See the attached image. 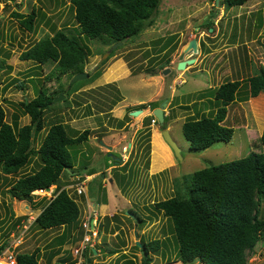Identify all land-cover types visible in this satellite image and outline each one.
<instances>
[{"label": "rangeland", "instance_id": "374dc122", "mask_svg": "<svg viewBox=\"0 0 264 264\" xmlns=\"http://www.w3.org/2000/svg\"><path fill=\"white\" fill-rule=\"evenodd\" d=\"M33 10L39 17L34 31L29 32L12 16L16 12L30 15ZM153 19L154 24L140 35L122 44H112L78 34L71 0H0V103L6 110L7 121L14 124V115L19 114L20 125L29 124L30 117L22 115L20 104L34 99L44 88L48 95H59L52 109L46 112V127L34 141L36 149L54 123L65 124L71 135L87 129L92 132L87 142L69 148L77 174L74 179L64 177V187L82 184L86 180L84 174L92 169L104 170L109 162L108 166L113 165V158L101 154L100 150L110 151L108 141L114 142L116 137L130 132L129 126L137 127L134 122L142 126L133 140L126 139L123 147L113 151L119 158L127 157V166L122 160L118 164L124 166L116 169L125 173L119 174L124 182L112 189L108 179L104 182L110 176L105 173V178L102 174L99 180L86 183L87 195L99 198V202L109 195V208L113 210L100 212V234L95 245L86 252L90 264H182L178 261L173 223L155 210L154 203L174 197L179 191L185 194L188 186L191 187L186 180L196 171L263 151L260 138L264 130V94L248 100L243 99L245 93L240 94L228 107L224 125L235 130L230 143L217 142L205 151H193L183 136L182 126L188 117L209 116L216 110L211 92L223 83L247 79L264 69V0H253L231 9L217 0H162ZM207 21L214 22L210 31L205 27ZM60 30L76 38L90 55L83 72L89 76L82 81L73 82L76 75H67L61 80L51 78L50 74L55 72L54 63L39 65L21 58L34 44ZM194 39L206 60L204 64L179 71L175 64ZM165 69L171 70L166 76L162 74ZM159 82L163 89V86H172L161 100L166 102V96L174 90L177 97L171 105V113H166L167 123L161 126L156 119L149 125V117L143 118L145 113L131 116L129 113L136 106L128 108L122 120L113 117L111 111L119 108L124 100H152ZM57 98L61 101L55 102ZM149 110L151 108L147 112ZM164 130H169L180 148L182 160L167 146L162 136ZM158 140L161 146L169 147V152L158 146ZM129 142H133L132 149L128 147ZM124 147H128L126 153ZM39 167L40 158L35 156L17 175L5 176L0 171V246L3 243L1 235L5 232L13 241L21 240L16 247L19 254H31L39 248L40 264H79L85 201L69 190L81 208V218L78 228H69V236L62 245L58 237L65 228L42 230L33 226L36 216L55 194V186L48 191L34 192L32 199L27 201L16 200L8 193L12 184ZM81 175L84 177H79ZM100 182L101 187L106 185L107 188L101 189ZM135 215L145 218L144 224H137ZM261 215L264 218V199ZM22 224L28 228L23 229ZM155 240L161 242V247L150 253V261H147L142 250L137 248L138 243L142 246V242ZM0 264L7 263L0 259ZM246 264H264V238L248 254Z\"/></svg>", "mask_w": 264, "mask_h": 264}, {"label": "trees", "instance_id": "16d2710c", "mask_svg": "<svg viewBox=\"0 0 264 264\" xmlns=\"http://www.w3.org/2000/svg\"><path fill=\"white\" fill-rule=\"evenodd\" d=\"M161 1L71 0V5L80 36L113 44L123 43L151 27ZM217 1L231 9L251 0ZM12 17L27 31L33 32L39 16L33 10L30 15L16 12ZM213 26V21L205 23L208 31ZM89 56L76 38L60 30L34 44L21 58L39 65L54 63L55 72L50 77L61 80L67 75L74 77L83 73ZM243 93L246 94L244 100L264 94V69L247 79L223 83L212 91L216 110H212L209 116L186 118L182 130L191 150L205 151L217 142H232L235 130L225 126L224 122L228 107ZM58 95H48L47 90L42 88L34 99L22 102V115L30 117V123L24 126L19 123V114L14 115V124H10L0 103V171L5 176L17 175L35 156L40 158L38 170L17 180L8 193L16 200L27 201L32 199L34 192L56 186L55 194L43 206L33 226L37 225L42 230L65 228V233L58 237L63 245L69 236V228H78L81 218L79 204L62 183L64 177H76V174H71L75 172V164L69 148L87 142L92 132L87 129L71 135L65 124L54 123L39 148L34 147L36 136L46 127V112L52 109ZM162 103L163 100L143 104L138 110L151 108L154 111ZM155 119L149 116L148 124ZM260 142L262 152H251L244 158L196 171L190 180H186L191 187L188 186L185 194L179 191L174 197L154 203L155 210L173 223L178 261L182 264L195 261L202 264H246L248 254L263 240L264 130ZM144 219L135 215L133 220L144 224ZM1 237L0 255L10 241V235L4 232ZM160 247L158 240L142 242L141 247L137 246L147 261H150V253L159 251ZM17 260L18 264H40L41 250L38 248L31 254L18 253Z\"/></svg>", "mask_w": 264, "mask_h": 264}, {"label": "crops", "instance_id": "0c3cea01", "mask_svg": "<svg viewBox=\"0 0 264 264\" xmlns=\"http://www.w3.org/2000/svg\"><path fill=\"white\" fill-rule=\"evenodd\" d=\"M253 0H251V1H249V2H252ZM248 3V2H247ZM246 5V4H245ZM244 6V5H243ZM243 6H240V7H243ZM198 45H199V43H198ZM199 53H198V55H197V57H196V63L194 64V65H198V63H202V64H204V62H205V60H206V56L205 55H203V51H201V49H200V45H199ZM200 54V55H199ZM178 61H179V59H178ZM175 62V61H174ZM173 62V63H174ZM179 63L177 62V64H175V66L176 65H178ZM187 68H189V67H187ZM110 73H111V71H110ZM151 80V79H150ZM113 83H115L116 81H115V79L112 81ZM113 83H109V84H113ZM150 83H151V81H150ZM108 84V85H109ZM162 82H159L158 84H156L155 86H157V93L154 95V98L152 99V100H149L148 102H137V101H126V100H124L123 102H122V104H121V106L118 108V107H116L115 109H113L111 112H113V117L114 118H116V119H124L125 118V116L127 115V109L128 108H133V107H135L136 106V108L135 109H133V111H138V106H140V105H143V104H149V103H151V102H154V101H162L161 99H164L165 98V95H166V90L167 89H172V86L171 87H169V88H166L165 86H163L164 87V89L162 88ZM164 85H165V83H164ZM171 91V90H170ZM262 95V94H261ZM177 97H176V93H175V90L174 91H172V92H169V94L166 96V99H165V101L167 102V106H166V108L164 109V114H165V117H168L167 115H166V113L168 114H170L171 113V105L173 104V102H174V100L176 99ZM163 102H164V100H163ZM161 107V106H160ZM169 107V110L167 109ZM174 108V107H173ZM148 109V108H147ZM147 109H143L142 111H143V113H145L144 114V117L143 118H146V117H149V116H151V112H152V110H149L148 112H147ZM150 109V108H149ZM133 111H131L129 114L131 115V113L133 112ZM142 113V114H143ZM132 116V115H131ZM143 118H141L142 120H143ZM135 124H137V127H134V126H129V130H130V132H127V133H125L124 135H122V136H118V137H114L115 138V140H114V142H112L111 140H109L108 141V143L110 144V146L109 147H111L112 148V151H108V152H106V151H103V150H100V153L101 154H107L108 156L110 155V154H112V155H114L113 154V151H114V149L116 148V147H120V146H122V144L124 143V141L126 140V139H128V138H130L131 137V139L133 140L135 137H136V135L138 134V132L140 131V129H141V127L142 126H140L139 125V123L136 121V122H134ZM125 128L127 127V125L126 126H124ZM123 127V128H124ZM169 131V130H168ZM170 133V132H169ZM170 135H171V133H170ZM172 137V136H171ZM113 138V139H114ZM173 138V137H172ZM112 139V140H113ZM173 140H174V138H173ZM175 141V140H174ZM104 142H102L101 144H103ZM107 143V142H106ZM113 143V144H112ZM158 144H159V140H158ZM167 144V143H166ZM106 145V144H105ZM158 146H160L161 148H165V150L167 149V148H169V147H167L165 144H162V146H161V144H159ZM123 147V146H122ZM128 147L129 148H131L132 149V147H133V142H129L128 143ZM170 150V149H169ZM106 152V153H105ZM167 152H169L168 151V149H167ZM115 156V155H114ZM116 157V156H115ZM109 158H111V157H109ZM114 160V159H113ZM117 163H113V165H111V166H108V165H110V162H109V164L107 165V167H106V169H104V170H102V169H97V170H95V169H92V170H90V172H88V174L86 173V174H84L85 175V177H88L89 178V180L92 182V181H97V180H99V177L103 174V176H104V178H105V175L106 174H109L110 176H109V178H105V180H104V182L106 181V179H108V181H109V185H110V187H119V185L120 184H122L123 182H124V177H122V176H120L119 174L121 173V174H125V173H123V172H121V171H118V170H116L117 168H120V167H122V166H124V165H122V166H120L118 163L119 162H121V161H116ZM127 163V162H126ZM125 164V163H124ZM76 168V167H75ZM112 172H115V174L114 175H112L111 173ZM91 173H93L92 175H89V174H91ZM106 173V174H105ZM84 175H81V176H79V177H84ZM107 176V175H106ZM125 176V175H124ZM72 179H74V178H72ZM90 182V183H91ZM99 186L101 185V182L98 184ZM101 187V186H100ZM104 188H107L106 187V185H104L103 186ZM103 187H101V189H103ZM113 187H112V189H113ZM103 192H105L104 190H103ZM106 194V193H105ZM108 194V193H107ZM112 195V194H111ZM115 195V194H114ZM114 195H112V196H114ZM116 196V195H115ZM114 196V197H115ZM107 197V198H106ZM106 197H102L101 198V201L99 202V198H97V197H91L90 198V195H89V198H90V200L92 201V205L94 206V208L100 213H106V211H109L110 213H111V211H113V210H110V208H109V195L107 196L106 195ZM83 201H85V199L84 198H82V197H80ZM106 199H107V202H106ZM112 199V198H111ZM112 200H114V199H112ZM111 202H113V201H111ZM26 208H28V207H26ZM115 210H116V207L114 208ZM16 211V210H15ZM12 213H13V209H12ZM101 215V214H100ZM37 217V216H36ZM35 220V219H34ZM23 225V224H22ZM64 229V228H63ZM64 232H65V230L63 231V233H62V235L64 234Z\"/></svg>", "mask_w": 264, "mask_h": 264}, {"label": "built area", "instance_id": "2783aa9c", "mask_svg": "<svg viewBox=\"0 0 264 264\" xmlns=\"http://www.w3.org/2000/svg\"><path fill=\"white\" fill-rule=\"evenodd\" d=\"M153 122H156V119L153 120ZM128 151V147H124L123 152L126 153ZM123 159V158H122ZM123 160H127V157H124ZM89 178L86 177V180L80 184L71 186V187H64L66 190L72 189L73 192L79 196L84 197L85 204H86V215L84 217V220L82 221V230H83V238H82V249L80 250V263L79 264H85L86 261V252L89 248H91L94 244L95 239H97L98 235L100 234V227H101V217L100 213L94 208L92 205V201L90 200L89 196L87 195V185L86 183L89 182ZM56 191V190H55ZM51 198L49 200L52 199ZM23 229H27L28 227H25L24 224L22 225ZM21 243V240L13 241V239L10 238V241L5 248V250L0 255V259H4L7 264H18L16 247L19 246ZM95 249H92L94 251Z\"/></svg>", "mask_w": 264, "mask_h": 264}, {"label": "water", "instance_id": "95a60500", "mask_svg": "<svg viewBox=\"0 0 264 264\" xmlns=\"http://www.w3.org/2000/svg\"><path fill=\"white\" fill-rule=\"evenodd\" d=\"M219 1H217L218 3ZM119 44H122V43H119ZM199 53V45H198V41L196 39L192 40L188 47L184 50V52H182L180 54V57H179V64H178V70L179 71H185L187 69L188 66H192L196 63V57ZM171 72L170 69H165L162 74L163 75H168L169 73ZM156 75H160V73H157ZM89 75L88 74H85V73H79L77 74L74 78H73V82H76V81H82L84 80L85 78H87ZM61 101V98H57L55 100V102H59ZM167 106V102H164L162 103L161 107L155 109L153 111V116L155 118H157L159 124L161 126L164 125L165 123V114H164V109L166 108ZM143 113L142 110H139V111H134L131 113L132 116L134 117H137L139 115H141ZM162 136L165 140V142L167 143V145L172 149L175 157L177 159H180L182 160V155H181V150L180 148L177 146V143L173 140V138L171 137L170 133L168 130H164L162 132ZM104 146H106L104 143H103ZM108 149L110 151H112V148L111 147H108ZM109 157L113 158L114 160H119L117 157H115L114 155L110 154ZM72 175L76 174L75 172H72L71 173ZM50 189H47L46 191H48ZM128 216H131L128 215ZM139 247L141 246L140 243H138ZM91 261L90 259L87 260V264H90Z\"/></svg>", "mask_w": 264, "mask_h": 264}, {"label": "clouds", "instance_id": "9594fccd", "mask_svg": "<svg viewBox=\"0 0 264 264\" xmlns=\"http://www.w3.org/2000/svg\"><path fill=\"white\" fill-rule=\"evenodd\" d=\"M156 119H157V118H156ZM123 149H124V148H123ZM116 157H117V156H116ZM117 158L119 159L118 161H122V160H123L122 158H119V157H117ZM115 161H117V160H115ZM124 162H127V160H126V161L124 160ZM76 174H77V173H76ZM50 189H51V188H50ZM55 190H56V186H55L54 192H56Z\"/></svg>", "mask_w": 264, "mask_h": 264}, {"label": "flooded vegetation", "instance_id": "af4514ba", "mask_svg": "<svg viewBox=\"0 0 264 264\" xmlns=\"http://www.w3.org/2000/svg\"><path fill=\"white\" fill-rule=\"evenodd\" d=\"M180 57V56H179ZM179 59V58H178ZM178 63H179V61H178ZM177 64V63H176ZM177 66V65H176ZM189 67H191V66H189Z\"/></svg>", "mask_w": 264, "mask_h": 264}]
</instances>
